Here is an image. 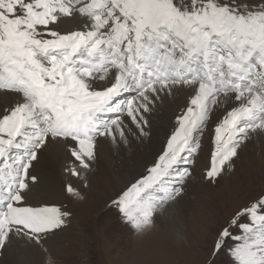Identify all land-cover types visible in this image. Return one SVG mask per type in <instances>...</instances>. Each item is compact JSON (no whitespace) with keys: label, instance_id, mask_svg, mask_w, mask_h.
<instances>
[{"label":"snow or ice","instance_id":"1","mask_svg":"<svg viewBox=\"0 0 264 264\" xmlns=\"http://www.w3.org/2000/svg\"><path fill=\"white\" fill-rule=\"evenodd\" d=\"M256 142L264 0H0V264H58L77 221L52 200L84 199L105 146L144 145L105 205L139 242L187 195L202 151L215 185ZM45 169L69 178L61 192ZM211 231L198 264H264V192Z\"/></svg>","mask_w":264,"mask_h":264},{"label":"rangeland","instance_id":"2","mask_svg":"<svg viewBox=\"0 0 264 264\" xmlns=\"http://www.w3.org/2000/svg\"><path fill=\"white\" fill-rule=\"evenodd\" d=\"M256 149L253 146L244 148L236 170L226 179L221 177L215 185H206L200 179L206 160V150L202 151L187 195L177 207L174 218H165V213L160 214L159 220L156 219L155 225L139 242L120 223L116 210L105 207L114 198L109 190L101 194L100 186L96 192L92 191L95 185L88 181L89 186L83 189L82 201H71L60 195L59 204H70L77 223L66 232L58 264H98L99 259L104 264H198L200 255L196 250L211 246L214 239L211 229L217 226V222L224 223L237 208L264 192V148L259 145ZM99 161L97 159L92 167L96 172L98 170L94 180L96 186L101 185ZM68 179L59 177L57 185L60 192ZM78 183L77 187L80 186ZM169 221H174V228L185 225L184 236L179 243L174 244L160 224L165 225ZM7 262L4 264H16L11 256Z\"/></svg>","mask_w":264,"mask_h":264},{"label":"bare ground","instance_id":"3","mask_svg":"<svg viewBox=\"0 0 264 264\" xmlns=\"http://www.w3.org/2000/svg\"><path fill=\"white\" fill-rule=\"evenodd\" d=\"M259 145H261L264 148V144L260 143ZM259 145L249 144L248 146H253L254 148L258 149ZM144 151H145L144 147H141L140 145H138V143L132 144L131 147L129 148L121 147L118 150L105 146V148L100 152L99 157H98V159H100L99 161L100 165L98 167H99V170H101L99 171V174H100L99 178L101 180V185L96 186V184H94V180L96 179V174H98V170L96 172L95 168H93L91 172L88 174V181H90L92 185H95L92 191L93 190L95 191L98 187L102 186V188L100 187L101 194H106L104 190H109L110 195H112L114 190H119L121 187H123L124 182L129 178L131 174H133L134 172L135 173L140 172V161H141V156ZM251 164L252 166L255 165V163H251ZM64 176L65 175L62 174L58 169H51V170L45 169L43 172V180L46 186L48 187L50 191L56 192V193L60 192L58 185H57V181L59 177H64ZM97 193L99 194V191H97ZM98 197L102 198V196H98ZM94 200H98V199L95 198ZM59 201H60L59 196L54 197L52 200V202L56 204H59ZM187 203L189 204V202ZM179 205L180 203L176 206H169L163 212L166 214L165 218H169V217L174 218L175 216L174 214H176V209ZM159 217L160 216L158 215L156 219L159 220ZM173 223L174 221L173 222L169 221L165 225L163 223H160L162 224V227L164 231L166 232V234L171 239H172L171 237L172 232H181V231L183 232L184 231L183 228L185 227V225H181L179 228L175 227L176 228L175 229L173 226ZM183 236H184V232H183ZM179 242H180V239L176 241V243H179ZM10 256L14 258L15 262L17 261L18 256L12 255V254H6L5 257L3 258L4 263L7 262L8 257Z\"/></svg>","mask_w":264,"mask_h":264}]
</instances>
